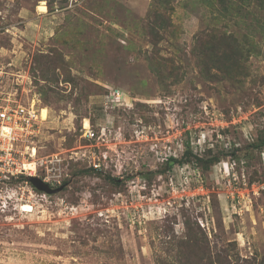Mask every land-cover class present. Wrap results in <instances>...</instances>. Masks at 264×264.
Wrapping results in <instances>:
<instances>
[{"label": "rangeland", "instance_id": "374dc122", "mask_svg": "<svg viewBox=\"0 0 264 264\" xmlns=\"http://www.w3.org/2000/svg\"><path fill=\"white\" fill-rule=\"evenodd\" d=\"M0 82L46 111L0 264H264V0H0Z\"/></svg>", "mask_w": 264, "mask_h": 264}, {"label": "built area", "instance_id": "2783aa9c", "mask_svg": "<svg viewBox=\"0 0 264 264\" xmlns=\"http://www.w3.org/2000/svg\"><path fill=\"white\" fill-rule=\"evenodd\" d=\"M43 107L35 102H21L13 93L6 92L0 82V185L12 183L27 184L30 177H35L45 163L36 159L30 144L40 134V117ZM83 138L92 141L96 138L91 128L83 130ZM105 160L106 156L102 155ZM101 160L93 161L95 171L101 169ZM33 166V169L30 168Z\"/></svg>", "mask_w": 264, "mask_h": 264}, {"label": "bare ground", "instance_id": "6f19581e", "mask_svg": "<svg viewBox=\"0 0 264 264\" xmlns=\"http://www.w3.org/2000/svg\"><path fill=\"white\" fill-rule=\"evenodd\" d=\"M38 10L39 11H44L45 10V6H44V3H40V5L38 6ZM34 102V101H33ZM40 117L44 120L46 118V111L42 108V111H41V114H40ZM46 121V120H45ZM90 128V126H88L87 124V120L84 121V128L83 129H88ZM33 154L36 153V149L34 148L32 150ZM30 168L33 169V166L30 165ZM24 209H29L28 206H23Z\"/></svg>", "mask_w": 264, "mask_h": 264}, {"label": "water", "instance_id": "95a60500", "mask_svg": "<svg viewBox=\"0 0 264 264\" xmlns=\"http://www.w3.org/2000/svg\"><path fill=\"white\" fill-rule=\"evenodd\" d=\"M30 180H32V181H37V179L36 178H30ZM40 183V182H39Z\"/></svg>", "mask_w": 264, "mask_h": 264}, {"label": "trees", "instance_id": "16d2710c", "mask_svg": "<svg viewBox=\"0 0 264 264\" xmlns=\"http://www.w3.org/2000/svg\"><path fill=\"white\" fill-rule=\"evenodd\" d=\"M172 161H175V160H172Z\"/></svg>", "mask_w": 264, "mask_h": 264}]
</instances>
